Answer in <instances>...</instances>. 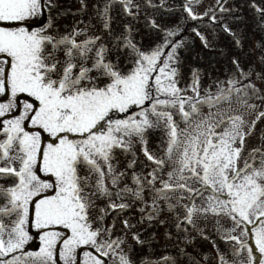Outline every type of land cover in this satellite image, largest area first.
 <instances>
[{"label":"snow or ice","instance_id":"obj_1","mask_svg":"<svg viewBox=\"0 0 264 264\" xmlns=\"http://www.w3.org/2000/svg\"><path fill=\"white\" fill-rule=\"evenodd\" d=\"M78 2L82 12L85 0ZM115 2L105 0L96 13L111 36L109 45L101 36L88 34L90 24L61 33L57 20L71 10L61 8L58 0H0V180L11 181L0 184V264H179L187 255L179 245L176 256L150 258L153 241L132 232L136 225L130 218L119 221L122 228L117 229L116 217L136 203L141 205L139 224H164L160 216L174 214L178 233L187 236V225L205 241L210 238L198 221L215 219L222 239L247 249L246 264H253V250L240 237L248 232L232 233L244 224L258 225L252 236L261 254L258 264H264V132L260 144L245 154L246 138L264 112L249 126L242 114L219 107L227 104L231 109L235 98L255 111L258 105L249 101L264 103V92L252 77L264 83V74L245 71L234 58L235 71L226 81H214L215 91L209 87L201 95L198 69L192 70L188 88L181 89L177 65L184 41L171 39L180 29L167 31L162 44L142 51L130 27L112 35L109 11ZM118 2L133 15L132 0ZM198 2L186 0L184 11L192 20L202 19L191 7ZM250 7L257 26L264 28V8ZM151 26L158 27L154 21ZM193 31L210 47L205 36ZM223 31L242 47L227 25ZM259 61L264 65V56ZM205 106L207 115L202 113ZM132 109L138 111L131 114ZM112 113L129 115L113 119ZM161 126L167 146L158 158L147 147L146 133ZM136 143L154 167L146 175L133 172L134 187H121L127 172L117 171L116 150L135 157ZM136 163L129 161L127 168ZM166 167L171 170L163 179ZM109 217L111 224L106 223ZM222 218L230 219L233 227L219 226ZM31 229L39 235L38 251H26L33 240ZM130 233L136 246L148 248L138 260L128 243ZM165 235L171 239L170 233ZM216 251L219 264H230L218 247ZM233 254H239L235 246Z\"/></svg>","mask_w":264,"mask_h":264},{"label":"rangeland","instance_id":"obj_2","mask_svg":"<svg viewBox=\"0 0 264 264\" xmlns=\"http://www.w3.org/2000/svg\"><path fill=\"white\" fill-rule=\"evenodd\" d=\"M59 4L68 6V3L73 4L71 0H58ZM105 0H85L86 8L81 12L76 20H70L66 18H59V25L61 33L66 29L70 31L73 26L83 28L85 24H90L88 34L99 35L102 37L103 42L111 44V36L108 32L102 29V24L97 16V9L102 8ZM186 0H132L131 11L133 15H128L124 10V5L117 2L113 3L109 16L111 17V29L112 35H121L125 31V26H128L132 30V39L140 47L142 51H149L156 45L164 42L165 34L169 30L180 29L179 35L172 37L174 40H183V47L178 49L179 68L180 75L178 79V87L181 89H187L191 83V72L193 69H198L200 73V92L201 95L205 93L206 89L211 88L212 91L216 90L217 84L214 81H226L230 74L235 71L232 64V60L235 58L239 61L241 68L245 71L252 69L253 72H260L264 74V65L259 61L261 56H264V28L257 26V14L254 8L250 7L252 4H256L261 8H264V0H199L198 3L191 5L192 11L202 19L192 20L186 11H184ZM80 5V4H79ZM221 7L229 9L231 11H221ZM71 11L77 10L75 7ZM81 8V5L79 9ZM208 12V15H204ZM215 16L213 21L212 16ZM83 21V23H78ZM154 21L158 27L151 26V22ZM227 25L241 40L242 47H237L234 38L228 33L223 31V26ZM196 29L203 36L206 37L210 47H205L204 43L193 31ZM78 40L84 39L83 36L78 37ZM259 42L260 47H257ZM120 64H125L124 55L119 57ZM129 67L131 65H128ZM252 82L256 84L257 88L264 92V83L256 80L252 77ZM226 86V85H225ZM186 95H193L191 91H186ZM163 98V97H161ZM2 99V98H0ZM249 103H255L258 107L255 111H251L248 108L238 103L233 98L231 109L227 104L220 105V109L228 111L231 115L242 114L244 119L251 125V122L255 120L259 112H264V103L259 100H250ZM138 109L130 110L131 114H134ZM215 112L217 109H211ZM209 109L207 106L202 108V113L207 115ZM113 119L126 118L129 114L112 113ZM180 127H184L180 121L178 115L174 116ZM31 130V129H29ZM264 132V118L257 121L253 134L246 138L245 154L252 148L257 147L260 144L261 133ZM46 137V134H44ZM147 147L149 151L159 157H163L164 150L166 148L167 134L164 128H154L146 133ZM48 139L44 140L46 144ZM135 157L132 154H124L120 150H116L115 160L113 163L117 167V171H126L127 176L121 182V187L126 183L129 186L131 184V176L133 172H141L146 175L152 170L154 165L151 161H148L144 156L141 145L136 143L134 145ZM135 159L136 165L129 169L127 165L129 161ZM0 166H4L0 164ZM171 169L166 167L163 179H167V172ZM10 180H0V184L7 186L10 184ZM159 187V182H157ZM134 187V186H133ZM179 195V193H177ZM187 196V193H184ZM147 198V193L145 194ZM119 202V201H118ZM175 201H173L174 203ZM104 201H97L99 206H103ZM183 203H188L184 200ZM199 203V200H197ZM141 205L136 203L130 210L120 214L116 217L117 229L122 228L119 221L124 218H130V222L136 225L132 232H139L142 239H151L153 241L151 245L150 258H159L163 254H171L176 256L178 254L179 247L185 249L187 255L183 256L179 260V264H195L196 260L200 261V264H219V257L217 255L216 248L218 247L220 252L225 255V258L232 264H246L247 261V249H239L235 245V241H228L222 239L220 234H217L215 219H209L207 221L201 219L198 221L199 226L204 229V234L209 236V240H203L195 231H192L190 226L189 234L177 232L174 227L173 215L169 213H163L160 219L165 220L164 224L154 223L149 226L148 221H144L143 225L139 224L140 213L137 209ZM179 214L183 215V210H177ZM95 216V213H93ZM115 216V214H113ZM7 222V220L5 221ZM113 222V217H109L106 221L107 224ZM224 229H231L233 222L228 218H222L220 225ZM258 225H241L233 232V235L240 236L241 231L248 232L247 236H241L247 242L249 248L253 250V264H258V250L256 249L255 240L252 236V231ZM165 233L171 234V239L166 237ZM115 235H120V231H116ZM30 235L33 236V240L26 245V251H38L40 239L35 229L30 230ZM187 241H190L187 242ZM213 242L216 247H213ZM128 243L133 245V259H139L141 256L148 253V248H140L135 245V242L131 239V233L128 236ZM236 247L238 255L233 254V247ZM91 250V249H89ZM15 255H21V253H15ZM205 256L207 259L205 260ZM191 257V259H190ZM11 257H5L4 259H10ZM261 259V256H260Z\"/></svg>","mask_w":264,"mask_h":264}]
</instances>
